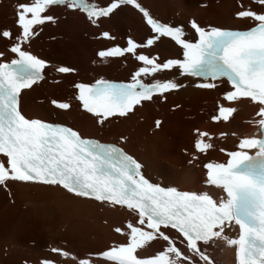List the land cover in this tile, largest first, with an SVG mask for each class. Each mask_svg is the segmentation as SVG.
Wrapping results in <instances>:
<instances>
[{
	"label": "snow or ice",
	"instance_id": "obj_1",
	"mask_svg": "<svg viewBox=\"0 0 264 264\" xmlns=\"http://www.w3.org/2000/svg\"><path fill=\"white\" fill-rule=\"evenodd\" d=\"M264 9V0H252ZM64 5L71 10L86 13L92 24L101 18H110L121 6L137 9L153 35L144 43L129 37L126 46L100 50L101 60L131 54L142 62L131 76V82L116 83L98 79L93 84L76 83V99L82 108L93 114L98 123L111 117H124L143 102L152 101L154 95L166 99L165 94L185 87L175 78L153 79L145 83L141 77H154L166 70L179 69L181 76L199 77L200 89H216L218 82L230 85L222 94L227 102L249 99L258 105L255 124L259 134L239 140L237 151H227L225 163L210 161L206 183L221 188L226 194L219 200L208 192L181 191L176 187H162L151 183L142 174V165L122 149L84 138L71 127L49 123L22 114L19 96L43 79L46 61L33 55L23 45L38 35L37 27L55 22L56 17L45 14L52 6ZM237 19L249 20L246 30L223 26L201 27L195 19L190 21L198 38H186L183 25H172L154 18L139 0H107L104 4L90 0H30L16 6L18 35L9 29L0 30V39L10 41L8 51L17 58L0 62V187L8 182H34L59 186L78 197L126 207L138 217L136 223L126 222L124 231H114L127 237V243L113 245L94 254L112 264H214L201 245L209 246L223 240L236 246L237 264H264V10L239 5ZM162 37L171 38L182 50V58H169L159 62V55L149 56L138 49L153 46ZM100 38L115 40L104 31ZM4 52H0L3 58ZM56 71L69 74L75 71L58 66ZM58 109L68 110L66 101L51 100ZM237 111L217 102L213 122H228ZM161 121L155 122L156 127ZM194 147L199 153L213 148L207 131L195 130ZM226 135L221 133V136ZM207 138V139H205ZM249 150H255L249 154ZM225 152V149H221ZM197 157H193L196 159ZM191 162V161H190ZM238 237L226 232L236 229ZM166 230H174L179 239L173 240ZM162 239L167 246L155 255L142 258L138 249L149 242ZM186 246L190 255L177 247ZM51 252L63 258L77 260L68 251L52 248ZM40 264H57L54 259H43ZM77 264H92V254L77 260Z\"/></svg>",
	"mask_w": 264,
	"mask_h": 264
},
{
	"label": "bare ground",
	"instance_id": "obj_2",
	"mask_svg": "<svg viewBox=\"0 0 264 264\" xmlns=\"http://www.w3.org/2000/svg\"><path fill=\"white\" fill-rule=\"evenodd\" d=\"M104 4L107 0H94ZM30 0H0V30L9 29L13 35L20 33L16 23V6ZM150 14L160 21L172 25H183L186 38L197 39L190 26L195 19L201 27L223 26L247 28L249 20L237 19L239 5L251 6L261 11L252 0H139ZM45 14L53 15L56 21L37 27L38 35L23 47L33 55L49 60L45 68L47 77L30 89L22 92L21 106L30 118L64 122L77 128L83 136L98 137L104 141L123 145L130 153L141 159L144 176L167 186L197 193L225 197L223 190L206 183L207 170L204 165L210 161L225 163L227 151H237L239 140L258 135L255 121L258 105L249 99L227 102L222 94L230 90L226 82H218L216 89H200L201 78L181 76L179 69L166 70L153 79L175 78L185 87L166 93V99L154 95L152 101L143 102L127 116L111 117L104 123L82 108L75 97L76 83L94 82L98 79L131 81L132 74L142 65L131 54L119 58L101 60L97 53L102 49L119 45L126 46L129 37L137 43H144L153 35L142 14L133 6H121L110 18H101L92 24L86 13L71 10L66 6L52 7ZM104 31L115 40L100 38ZM10 41L0 39L1 61L17 58L8 51ZM146 55H159V62L182 58L183 50L171 38L162 37L153 46L138 49ZM58 66L75 69L73 73L61 74ZM66 101L70 109L62 110L51 104V100ZM237 111L228 122H213L217 102ZM161 121L156 127L155 122ZM196 129L207 131L213 148L199 153L194 147ZM221 133L226 135L221 136ZM207 139V138H205ZM221 149H225L222 152ZM197 157L193 159V157ZM0 160L6 158L0 155ZM191 161V162H190ZM138 217L126 207L96 201L93 198L78 197L59 186L34 182H8L0 187V264H40L45 259H54L57 264H77V260L92 254V264H112L94 254L113 245L127 243V237L116 233L121 227L125 232L126 222L136 223ZM173 240L179 239L174 230H166ZM229 237H238V226L227 231ZM167 243L160 238L149 242L138 254L144 258L162 251ZM186 255V246L177 242ZM214 264H237L236 246H228L223 240H216L209 246L201 245ZM52 248L68 251L77 260L63 258L51 252ZM197 259V264L201 262Z\"/></svg>",
	"mask_w": 264,
	"mask_h": 264
}]
</instances>
